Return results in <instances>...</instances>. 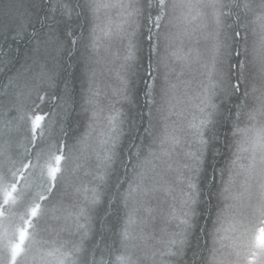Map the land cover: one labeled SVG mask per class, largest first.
I'll use <instances>...</instances> for the list:
<instances>
[{
	"label": "snow or ice",
	"instance_id": "6c2138e0",
	"mask_svg": "<svg viewBox=\"0 0 264 264\" xmlns=\"http://www.w3.org/2000/svg\"><path fill=\"white\" fill-rule=\"evenodd\" d=\"M0 264H264V0H0Z\"/></svg>",
	"mask_w": 264,
	"mask_h": 264
},
{
	"label": "trees",
	"instance_id": "16d2710c",
	"mask_svg": "<svg viewBox=\"0 0 264 264\" xmlns=\"http://www.w3.org/2000/svg\"><path fill=\"white\" fill-rule=\"evenodd\" d=\"M75 83H76L77 88H79V83H80L79 80H76ZM140 105H141V108L143 109V111L146 113L147 109L143 107V97H142V95H141ZM80 131H83V129L81 128Z\"/></svg>",
	"mask_w": 264,
	"mask_h": 264
}]
</instances>
